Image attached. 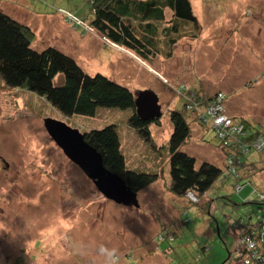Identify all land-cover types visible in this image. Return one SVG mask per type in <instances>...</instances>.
<instances>
[{"label":"rangeland","instance_id":"rangeland-1","mask_svg":"<svg viewBox=\"0 0 264 264\" xmlns=\"http://www.w3.org/2000/svg\"><path fill=\"white\" fill-rule=\"evenodd\" d=\"M87 1L0 0V12L32 28L34 49L54 46L88 74L101 73L133 94L153 91L160 115L146 139L129 126V110L99 108L92 117H67L44 97L10 88L0 78V264H103L96 253L101 244L117 249L119 264H222L241 246L228 218L264 217V204L254 202L256 196L241 203L252 189L236 194L229 177L207 192L213 199L210 213L173 194L170 112L186 110L191 135L183 149L198 164L221 165L225 157L213 131L197 123L196 114L202 113L196 101L223 90L232 114L264 125V0H189L198 25L180 26L175 43L160 32V51L152 59L89 26ZM171 16L166 10V22ZM46 117L80 132L115 124L127 164L158 174L138 192L139 206L106 199L49 136ZM53 220L75 226L68 239L42 246L39 232ZM177 229L170 246L162 242L157 248L158 233ZM80 242L86 245L83 256L74 251Z\"/></svg>","mask_w":264,"mask_h":264},{"label":"trees","instance_id":"trees-1","mask_svg":"<svg viewBox=\"0 0 264 264\" xmlns=\"http://www.w3.org/2000/svg\"><path fill=\"white\" fill-rule=\"evenodd\" d=\"M87 2L91 6L89 26L111 42L131 49L145 59H152L160 51V32L167 36L171 43H175L180 26L198 25L189 0ZM166 10L172 13L167 22ZM162 23L166 25L160 30L159 25ZM33 37L34 31L28 24L20 23L0 12V78L5 85L10 88H24L44 97L55 110L67 117H92L99 108L129 110V126L149 139V126L156 119L141 120L138 117L135 112V96L127 86L101 73L88 74L72 56L54 46L34 49ZM222 92L224 91L215 92L194 104L202 113L201 118L200 114H196L197 123L203 124L204 127L207 125V129L213 131L217 144H220V149L222 147L224 151L225 158L222 159L221 165L209 160L198 164L193 155L184 151V144L191 135L186 114L183 112L186 110L183 107V111L170 112V190L208 213L211 211L213 199L206 196L207 192L217 180L228 177L234 181L233 191L238 195L245 187H251V192L241 203L246 204L250 202L251 197L256 196L253 201L259 205L264 204V125L255 127L232 114L227 105V97L225 100L220 98ZM218 105L223 106V113L231 120L230 125L218 126L214 123L210 111ZM189 106L193 108L191 104ZM84 133L86 142L100 153L103 165L119 175L137 194L157 179V172L144 171L140 167L127 164L115 124ZM189 192L193 194L194 201L189 199ZM204 197L206 200L202 202ZM228 220L229 228L239 239V243L242 241L243 247L240 246L236 253L229 255L222 264H264V217L252 220L250 215H243ZM182 221L186 223L188 218L181 220V223ZM170 228L168 229L171 230ZM169 230L158 233L155 241L157 248L162 242L170 246L180 229L172 232ZM166 231L168 233L164 235Z\"/></svg>","mask_w":264,"mask_h":264},{"label":"water","instance_id":"water-1","mask_svg":"<svg viewBox=\"0 0 264 264\" xmlns=\"http://www.w3.org/2000/svg\"><path fill=\"white\" fill-rule=\"evenodd\" d=\"M134 96L135 112L141 120L156 119L160 115L158 98L153 91L141 90ZM43 123L64 155L93 181L96 189L106 199L127 207L139 206L137 192L103 165L100 153L86 142L84 132L51 117L44 118Z\"/></svg>","mask_w":264,"mask_h":264},{"label":"clouds","instance_id":"clouds-1","mask_svg":"<svg viewBox=\"0 0 264 264\" xmlns=\"http://www.w3.org/2000/svg\"><path fill=\"white\" fill-rule=\"evenodd\" d=\"M74 226L75 223L71 221H51L42 231L39 232L42 246L55 245L61 240L68 239L67 233ZM240 244L243 247L242 241ZM74 251L77 255L83 256L86 253V245L83 242L77 243L74 247ZM96 253L98 256L103 257V264H119L118 251L115 248H108L101 244L96 248Z\"/></svg>","mask_w":264,"mask_h":264},{"label":"built area","instance_id":"built-area-1","mask_svg":"<svg viewBox=\"0 0 264 264\" xmlns=\"http://www.w3.org/2000/svg\"><path fill=\"white\" fill-rule=\"evenodd\" d=\"M220 98H222V97H220ZM223 110H224L223 106L218 105L217 107H212V110L210 111V112H212V117H214L213 118L214 119V123L216 125H218V126H220L222 124L225 125V126H228L231 123V120L227 117V115H225L223 113ZM188 196H189V199H191L192 201L195 200V198H194L192 193L189 192Z\"/></svg>","mask_w":264,"mask_h":264}]
</instances>
